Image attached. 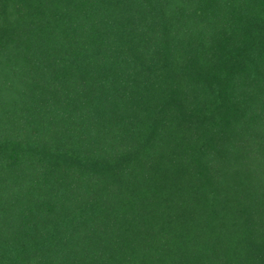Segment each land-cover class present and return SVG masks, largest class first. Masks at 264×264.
Masks as SVG:
<instances>
[{"label":"trees","instance_id":"1","mask_svg":"<svg viewBox=\"0 0 264 264\" xmlns=\"http://www.w3.org/2000/svg\"><path fill=\"white\" fill-rule=\"evenodd\" d=\"M0 264H264V0H0Z\"/></svg>","mask_w":264,"mask_h":264}]
</instances>
